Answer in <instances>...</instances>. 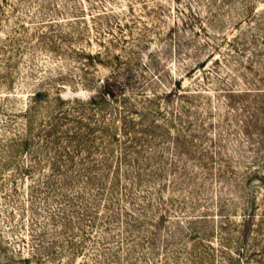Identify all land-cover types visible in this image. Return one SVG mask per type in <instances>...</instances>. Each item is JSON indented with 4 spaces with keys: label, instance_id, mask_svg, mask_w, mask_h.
I'll list each match as a JSON object with an SVG mask.
<instances>
[{
    "label": "rangeland",
    "instance_id": "obj_1",
    "mask_svg": "<svg viewBox=\"0 0 264 264\" xmlns=\"http://www.w3.org/2000/svg\"><path fill=\"white\" fill-rule=\"evenodd\" d=\"M0 264H264V0H0Z\"/></svg>",
    "mask_w": 264,
    "mask_h": 264
}]
</instances>
